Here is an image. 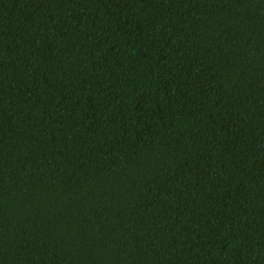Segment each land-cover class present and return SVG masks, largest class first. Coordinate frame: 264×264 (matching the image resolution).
Here are the masks:
<instances>
[{"label": "trees", "instance_id": "16d2710c", "mask_svg": "<svg viewBox=\"0 0 264 264\" xmlns=\"http://www.w3.org/2000/svg\"><path fill=\"white\" fill-rule=\"evenodd\" d=\"M0 264H264V0H0Z\"/></svg>", "mask_w": 264, "mask_h": 264}]
</instances>
